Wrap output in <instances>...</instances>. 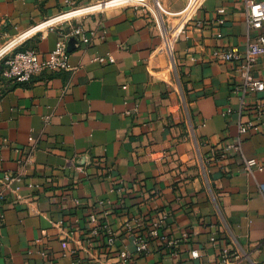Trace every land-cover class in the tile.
<instances>
[{"label": "crops", "instance_id": "1", "mask_svg": "<svg viewBox=\"0 0 264 264\" xmlns=\"http://www.w3.org/2000/svg\"><path fill=\"white\" fill-rule=\"evenodd\" d=\"M190 2L108 8L44 28L70 8L64 0H0V43L15 36L8 50L21 42L14 50L45 57L75 27L93 35L89 44L67 38L70 70L13 83L0 62V177L23 172L21 194L33 202L10 192L0 199V264H35L42 248L56 264H73L54 223L85 242L100 199L110 201L105 219L116 234L111 251L104 233L95 237L101 257L135 251L126 220L142 218L148 234L168 212L175 251L153 243L136 264H264V169L250 174L241 154L221 157L238 134V77L235 63L213 58L215 49L244 52L264 22L249 29L246 0ZM109 55L114 62L97 59ZM255 75L264 79V55ZM242 150L264 164V126L246 134ZM224 248L231 262L222 261Z\"/></svg>", "mask_w": 264, "mask_h": 264}, {"label": "built area", "instance_id": "2", "mask_svg": "<svg viewBox=\"0 0 264 264\" xmlns=\"http://www.w3.org/2000/svg\"><path fill=\"white\" fill-rule=\"evenodd\" d=\"M64 1L70 8L43 21L47 22L53 19L49 21L44 28L52 27L61 22H71L73 19L83 15L102 12L108 8L118 6L143 7L149 9H151L150 7L152 6L157 11L160 10V0H123L124 2H120L121 0H89L87 4L80 6L73 4L72 0ZM151 2H153L154 5H151ZM246 8L249 29L262 26L264 22V0H246ZM224 11V9H219V13H224ZM63 15H67V17ZM197 26L201 27L202 21H198ZM40 30L42 29L37 31ZM70 35L79 36L85 44L91 43L93 39L91 33L85 31L81 26H78L73 28L69 34L59 39L55 47L45 57H41L34 48L13 50V52L5 54L1 58V62H3L1 74L13 83H25L31 80L33 76L45 70L58 72L61 70L73 69L70 63V53L67 45V38ZM218 35L221 36L222 34L219 33ZM263 55V34H258L252 38L244 52L232 49H215L213 51L214 59L235 63V72L238 77V81L234 83L231 88V93L239 98V108L237 110L239 114L238 134L235 140H231L223 146L221 157L227 158L229 156L241 154L243 166L250 174H253L255 170L264 169V164L262 162L255 157L244 156L242 150V144L246 134L251 130L264 126V79L256 77L255 75V71ZM97 59L100 62L115 61L112 55L99 56ZM231 112L232 109L229 108L227 114ZM128 113H130V111ZM30 139L33 138L31 137ZM31 150L33 151L34 149L32 148ZM31 162L32 155L30 154L25 159V164ZM24 182L25 177L23 172L5 173L0 177V183L4 187V191L0 192V199L5 197V192H10L16 197L17 202L33 203L31 198L21 194L22 184ZM26 184L31 189L38 186L33 182H29V180H27ZM261 188L264 190V184L261 185ZM109 204V200L100 199L97 205L102 208L101 211L97 212L94 210L89 213L88 220L92 226L86 236L85 242H82L81 239H77L73 230L63 228L61 223H54L55 227H59L64 235V239L62 240V254L64 256L73 257V264H136V255L149 254L153 243L175 251L179 239L171 237L165 232L169 214L168 212H160L151 220L148 234L139 231V228L144 225L142 218L132 217L125 221L124 228L126 232L133 237L135 251L132 252L128 248L123 247L117 250L116 255L106 257L99 256L94 248V244L96 243L94 242L95 237L104 233L107 237V247L109 251L116 246V234L111 228L108 220L105 219L111 214V210L108 207ZM183 236L187 237V233L184 232ZM211 239L215 241L216 237L213 236ZM72 243L74 244L72 245ZM81 250L87 254V258H85L84 254H80V252H82ZM38 255L40 261L35 264H56L51 256V252L47 248L40 249ZM231 255L230 250L224 248L222 261L226 263L231 262ZM191 256L198 257V250H192Z\"/></svg>", "mask_w": 264, "mask_h": 264}, {"label": "rangeland", "instance_id": "3", "mask_svg": "<svg viewBox=\"0 0 264 264\" xmlns=\"http://www.w3.org/2000/svg\"><path fill=\"white\" fill-rule=\"evenodd\" d=\"M189 1H191V2H195V0H189ZM190 2V3H191ZM151 5H154V3L153 2H151ZM195 5V4H194ZM119 7V6H118ZM15 37V36H14ZM14 37H12V38H14ZM12 38H8L7 40H4V41H2L1 43H0V50H4V49H6L7 48V51L5 50L1 55H0V62H1V58H2V56H4L5 54H7V53H11V51H13L14 50V48L16 47V46H18V44H20L21 42H19V43H17L16 45H14L12 48H10L9 50H8V48H9V43L10 42H12Z\"/></svg>", "mask_w": 264, "mask_h": 264}, {"label": "bare ground", "instance_id": "4", "mask_svg": "<svg viewBox=\"0 0 264 264\" xmlns=\"http://www.w3.org/2000/svg\"><path fill=\"white\" fill-rule=\"evenodd\" d=\"M120 2H124L123 0H121ZM67 15H71V14H67ZM67 15H63L64 17H67ZM51 20H53V19H51ZM50 20V21H51Z\"/></svg>", "mask_w": 264, "mask_h": 264}, {"label": "water", "instance_id": "5", "mask_svg": "<svg viewBox=\"0 0 264 264\" xmlns=\"http://www.w3.org/2000/svg\"><path fill=\"white\" fill-rule=\"evenodd\" d=\"M73 40H74L73 38H70L69 43H71V41H73Z\"/></svg>", "mask_w": 264, "mask_h": 264}]
</instances>
